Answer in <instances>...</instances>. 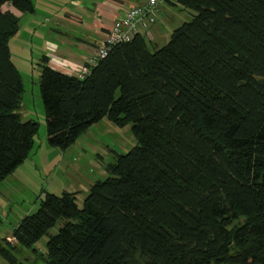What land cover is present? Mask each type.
Segmentation results:
<instances>
[{
    "label": "trees",
    "instance_id": "obj_1",
    "mask_svg": "<svg viewBox=\"0 0 264 264\" xmlns=\"http://www.w3.org/2000/svg\"><path fill=\"white\" fill-rule=\"evenodd\" d=\"M176 2L192 19L158 49L137 35L84 79L42 58L51 146L68 149L104 118L132 124L139 144L106 165L83 207L74 192L45 193L13 228L16 243L0 242L7 264L59 220L46 264H264V0ZM7 3L33 11L32 0H0V186L39 129L21 118L9 45L20 18Z\"/></svg>",
    "mask_w": 264,
    "mask_h": 264
},
{
    "label": "crops",
    "instance_id": "obj_2",
    "mask_svg": "<svg viewBox=\"0 0 264 264\" xmlns=\"http://www.w3.org/2000/svg\"><path fill=\"white\" fill-rule=\"evenodd\" d=\"M144 1L32 0L33 11L30 13H23L8 3L3 6V9L6 6V10L13 12L20 18V29L15 37L23 40L25 59L28 62L30 61L32 65L37 60L40 75L44 56L48 58L47 64L53 69L73 75V70L79 69L94 57L97 45L106 37L114 22L130 7L139 5ZM179 9L184 8L177 4L176 0H167L163 3L158 22L142 34L148 44L157 42L165 34L167 21L177 22L175 14ZM94 125L83 133L73 145L80 141L88 131L92 130ZM83 144H81V147H85ZM48 145H50L48 135L42 142H38L35 136L33 149L29 157L4 181L6 179L16 180L19 183V188L23 190L26 188V184L39 186V182L42 180L39 175L46 168H54L55 177L57 174L63 176L67 173L66 171L70 170L79 175L78 179L71 182L67 181L65 185L61 183L60 187L57 186L51 192L68 191L76 193L77 198L81 195L86 197L94 183L100 179L93 177V175L90 176L91 172L80 169L77 160L74 162L72 158L67 157V152L73 145L65 150ZM47 149H49L47 154L50 155L46 154ZM28 164L32 166L30 171ZM99 164L96 163V166L93 165V167L95 170L100 167L103 171L101 164ZM86 174H89V177H86ZM49 187L47 188L49 189ZM20 221L17 222L14 228ZM12 231L13 229L11 232L5 230L8 240L10 239L9 236L12 235Z\"/></svg>",
    "mask_w": 264,
    "mask_h": 264
},
{
    "label": "rangeland",
    "instance_id": "obj_3",
    "mask_svg": "<svg viewBox=\"0 0 264 264\" xmlns=\"http://www.w3.org/2000/svg\"><path fill=\"white\" fill-rule=\"evenodd\" d=\"M4 9L6 10L7 7L5 6ZM190 11L179 9L175 14V20L177 22L172 23L171 21H167L165 34L157 42L150 43V49H158L168 43L173 30L183 22L192 19ZM22 41L14 36L9 44L12 60L23 77L25 87L20 114L22 120L32 118L39 123L36 139L38 142H42L47 137V123L44 103L40 92V68L37 60L32 65L30 61L28 62L25 59L24 43ZM119 94L120 92L118 91L116 95L118 96ZM81 142L84 143L83 145L85 147H81ZM138 144L139 141L133 133L132 124L120 127L110 122L107 118H104L69 149L67 157L72 158L74 162L77 160L81 167L80 169L91 172L90 176L93 175V177H98L97 179L103 180L108 177L105 170L106 165L114 161L116 154L126 153ZM48 150H46V154ZM42 151L44 153L43 149ZM96 163L101 164L99 165L103 171L100 167L95 170L93 165L96 166ZM28 167L30 171L32 168L31 164H28ZM54 171V168H46L42 171V174L39 175L42 179L39 182L41 188L33 184L30 186L26 184V188L22 190L19 188V183L16 180L6 179V181L2 182L0 186V242L4 243V240L7 239L5 230L11 232L19 220L25 215L36 211L41 197L43 198L45 193L48 191L51 192L57 186L60 187L59 185L61 183L65 185L67 181L71 182L79 177L74 171L70 170L66 171L67 173L63 176L57 174L55 177ZM86 177H89V174H86ZM48 186H50L49 189L47 188ZM41 189L43 190L40 191ZM84 193L87 194L88 192ZM84 197L85 195H81L77 198L79 207H83ZM63 223V220H59L32 248L17 247L13 252L17 262L19 264H46L47 242L49 237L50 235L57 234ZM9 237L11 242L16 243L12 235ZM0 261L3 264H7L1 257Z\"/></svg>",
    "mask_w": 264,
    "mask_h": 264
},
{
    "label": "built area",
    "instance_id": "obj_4",
    "mask_svg": "<svg viewBox=\"0 0 264 264\" xmlns=\"http://www.w3.org/2000/svg\"><path fill=\"white\" fill-rule=\"evenodd\" d=\"M167 0H145L143 3L130 7L110 28L106 37L97 45L95 55L72 74L84 79L92 73V69L119 44L128 43L137 35L146 33L156 24L161 15L162 5Z\"/></svg>",
    "mask_w": 264,
    "mask_h": 264
}]
</instances>
